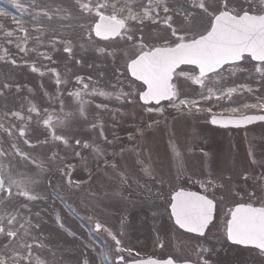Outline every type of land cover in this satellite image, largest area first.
I'll list each match as a JSON object with an SVG mask.
<instances>
[{
	"label": "rangeland",
	"instance_id": "1",
	"mask_svg": "<svg viewBox=\"0 0 264 264\" xmlns=\"http://www.w3.org/2000/svg\"><path fill=\"white\" fill-rule=\"evenodd\" d=\"M10 1L11 2L8 0H0V13L6 15L10 12L15 15L18 14L19 17H17V19H22L24 27L21 28L20 31L15 29L16 26L11 19H15L16 16H11V19L0 18V50L2 52L14 58H19L20 60V57L26 56V53L28 54L30 49L36 50L35 47L37 46V50H42L52 57L50 61L46 62V67H48L49 63L53 60L57 62V65H63V67H67V69H70V67L79 68L78 73L82 74L83 68L79 65L76 66L73 62L75 57L82 56L100 62L101 65H98L100 72L104 73L106 77L109 76V78H111L110 81L107 80L108 85L113 84L115 79L122 77L121 70H118L120 67L116 66L124 67L126 56L105 55L111 47H121V43L96 41L88 31V28L91 27L93 17H95V12L90 16L88 13L84 12L81 7L76 6V4L80 5L76 3L74 6L63 9L64 12L61 15V19H58L60 14H58L57 18H48L47 9L45 10L43 8L44 2L48 0H32L31 2L34 6L28 3L20 4L23 8L20 7L18 10L17 6L12 4V2L17 3V1L23 2L25 0ZM49 1L52 2V0ZM53 1L54 3H58L55 0ZM180 1L185 4V0ZM86 2L88 1L86 0ZM97 2L98 0L95 3ZM235 3L244 8L246 2L243 4L242 0H235ZM37 8L40 9L39 16L35 15L36 12L34 9ZM196 13L197 15L190 19H193L192 31H198L200 28L197 26H202L201 16L199 15L200 10L196 9ZM40 14H42V16H40ZM48 19H55V26L49 23ZM65 22H76L82 30H75L71 35V39L67 37L60 39L59 37L62 36L63 31L57 30L56 27ZM31 27H36L37 31L40 33L45 31V36H50L59 41L54 44L45 42V37H42L43 33H28L27 29ZM9 30L15 33H12L11 36H4L6 31L8 32ZM75 37L77 38L75 39ZM144 37L146 40H151L153 36L145 35ZM17 39H19L20 42L17 43ZM32 39L39 40L35 43H31L32 41L29 40ZM66 40L73 42L75 45L73 47L71 46V52L65 55L63 51L66 46L61 42ZM12 42L17 44L14 50L11 44ZM101 48L104 49V51L101 52L104 55L100 54L99 49ZM16 49H24V51L16 53ZM104 61L107 63L106 65H103ZM30 65L31 71H33L32 69L36 66L41 69L44 68L40 63H35L34 61ZM9 69L10 67H6L3 70L4 77L0 79V82H6L10 86L18 84L16 83L19 81L18 76L15 75L13 70L9 72ZM235 71H238V66L234 68V72ZM234 72L230 75L227 85L216 86L210 84L208 88L210 87L213 93H218L226 87H232L238 84H243L245 86L250 85V82L240 78ZM49 81L53 82L49 87H53L55 85V79L53 80L45 76L41 79V83L44 87L48 85ZM182 82L183 81L180 79L179 95H188L189 100H196V98H199L200 104H216L215 108L240 107L247 101L252 102L256 100L253 96L248 95L247 92L231 96L227 100L219 103L214 102L215 99L213 97L208 100H201L200 94L202 91L194 89L189 84H182ZM73 87H75V85H72V88ZM11 90L10 88L8 91L3 92L0 87V125H3V127L0 128V151L5 153V155L0 156V170L3 171L6 178L10 176L13 180L22 183L35 181V183L30 185V194L37 198L35 200H29L23 196L16 195L17 189L14 186L11 196H9L7 191L0 192V197L4 198V204L0 206L5 214L3 226L18 230L15 237L9 238L6 235L0 236V245L9 241L12 243V247L7 250L0 247V257L4 255L5 251H7L8 254L18 253L20 257H27L28 254H26V252H29V249L20 247V243L23 242L31 246V260L33 264H35L37 260L42 262V264H85V261H87V264H98L97 253L99 251L97 248L87 240L86 233L79 230L76 222L65 216L63 212L59 210L61 209L60 205L53 201L48 195L45 185V178L47 176L46 170L52 169L59 163L61 164L64 162L67 155H75L76 146L71 143L80 140L83 136H87V131L84 132L83 126L72 118L73 111L68 109L71 115L64 114L56 123L45 126L43 123L45 118H42L43 120L39 122L42 113H37L36 116L29 113L27 110L29 107L28 102H24L22 95H20V99L15 97L13 103H9L10 100L7 98L6 94H9ZM51 91L52 89H49V92ZM97 91L102 90L97 88ZM102 92L107 93V86L104 87ZM80 94L83 95L84 92L81 91ZM203 94L206 96L205 93ZM110 95H114V91L111 90ZM44 96L45 95L38 93L35 97L37 108L41 109L46 106L47 100ZM107 96L108 95L101 96L98 100L102 101L103 97L106 98ZM257 97L264 100V92H261ZM135 98L136 96H133L134 102L132 110L127 116H118L114 118V123H118L116 129L125 131L128 125H132V128H135L155 118L167 117L166 119H168L176 115L173 112L169 114L148 112L147 109L149 108L141 106L135 101ZM112 103L114 102L112 101ZM13 112L18 113L19 115L16 117H21V119L19 118V120H16L11 117ZM82 117L89 124H93L94 116H90L87 111H85ZM60 121H64V123L61 124ZM208 126L206 119L192 118L186 122H176V125H171L168 130L156 132V134L152 136L149 133L146 135L147 142L142 145V152L138 153L136 156L130 157L122 162V164L126 166L127 170L129 167L134 169L135 165L139 166L137 165L138 162L145 163V161H148L149 154L156 149L160 156L163 157L159 160H163L162 162L165 167H168L167 172L165 171L164 173L165 180L169 184L168 188L177 185L178 180L183 178H187L184 181L187 184H191V180L202 181V184L208 179V172H210V175H213V180L215 182L219 181L217 190L218 193H223L224 197L229 196L224 191L225 181L228 178L229 187L226 188V192L230 193V195L243 192L251 194L257 193L261 198H264V179H262V177H264V141H262L264 140V127L256 128L257 126H255L242 132L239 130L218 131L212 128L210 129ZM79 128L82 131L78 130ZM21 129L24 131V136L19 135ZM9 131L11 135H9ZM53 133L62 136L67 141V146L61 147L59 143L53 142ZM260 133L261 135H259ZM49 137L52 140L51 145L46 144ZM25 140H27L28 143H25ZM38 140L43 141L44 144L36 146L34 142ZM13 144L15 147H12ZM195 145H201L205 148L208 151V155H205V158L195 156L192 152L193 146ZM182 150L184 151L180 154L179 151ZM18 152L23 155L17 154ZM52 153L56 155L53 160L49 158ZM92 155L94 154H91V156ZM25 156L27 158H25ZM175 158L178 161H182L185 165L181 171L175 168ZM238 158L241 161L237 160ZM218 164H222L224 167L230 166L229 174L226 176L223 175L222 172L226 171L221 169L220 165L218 167ZM117 167H119V164ZM215 169L216 173H218L217 175L213 172ZM133 173L138 176V178L143 177L142 173ZM130 176L131 174L129 177ZM64 187L65 184L62 183L61 188ZM63 190L68 192L70 197L81 201L78 193L71 192L68 189ZM168 192L169 190H167L165 197L166 208L168 206ZM69 199L72 202L75 201L71 198ZM93 200L96 203V199L92 197L91 194H87L84 197L82 208L90 214L89 217L91 221H96L99 219V216L96 214V206ZM9 215H16V220L12 225L7 224ZM166 220L167 219L162 220L163 225L157 232L164 241L166 251L169 252L171 250L174 242L170 240V238L176 235L180 236L178 239L181 244H183L182 247L187 249L189 247V239L176 233L169 224V220ZM103 222L105 229H108V226L114 230L117 229V234H111L112 236L117 235V238L120 239L121 236H124L119 233L122 229L117 227V224L110 215H106ZM21 225L24 227H21ZM61 227H64V229ZM25 229H27V234H25ZM126 233L135 240L133 242L137 248H142V234L147 233L146 230L136 228L126 229ZM94 236H96L95 233ZM217 250L219 253L223 251L220 247H217ZM33 255L36 256L35 260L33 258L35 256ZM210 256L215 258L216 255L213 253V255ZM9 264H12L11 260ZM19 264H27V260L20 259Z\"/></svg>",
	"mask_w": 264,
	"mask_h": 264
},
{
	"label": "snow or ice",
	"instance_id": "2",
	"mask_svg": "<svg viewBox=\"0 0 264 264\" xmlns=\"http://www.w3.org/2000/svg\"><path fill=\"white\" fill-rule=\"evenodd\" d=\"M81 9L90 16L95 12L92 25L88 28L89 32H94L95 36L104 41L114 40L119 38L131 45L129 50L125 51V67L134 81H139V99L145 104L155 102L159 104L162 100H168L172 106H175L176 100L180 92V78L190 80L192 84L206 87L205 81H213L215 77L220 76V73L225 70L226 65H234L236 62L250 56L252 60L264 63V0H246L252 8L244 9L235 3V0H191L192 8L200 10L202 26L198 31H192L193 22L189 19L190 16H195L197 13L190 12L185 9L174 10L170 9L165 0H149V4L145 6L140 3L138 7L143 10V14L134 9L135 0H104L95 4L81 2ZM19 7V5H17ZM162 7L164 13L177 11L182 19L174 21L172 16L165 15L163 23L170 30L168 35H154L151 40L144 39L141 34L139 43L136 42L135 28L129 24V21H135L141 27L147 21L157 23L159 19V11ZM111 8L109 14H104L101 9L107 11ZM155 13V15H153ZM98 18V19H96ZM9 36L12 31L7 33ZM24 51V49H21ZM65 52H71L69 47H65ZM103 52L104 49H99ZM111 54V53H110ZM77 63H80L77 61ZM181 65L193 66L191 69L193 75H188L187 72L180 69ZM36 71L35 68L32 69ZM260 71V69H257ZM174 77H176L174 81ZM82 78L77 77V83H81ZM5 88L9 85L5 84ZM87 89L88 85L84 84ZM209 96H205L203 92L200 94L201 100L210 99L213 94L211 89H208ZM232 89H229L231 92ZM75 95L79 100L80 93H69ZM93 94H97L94 90ZM101 96L110 95V93L99 92ZM133 92L125 94L123 92L117 94V99L122 95L135 96ZM179 104L191 111L192 107L200 110L201 104L199 100L179 99ZM255 106V105H247ZM99 107V105H98ZM261 109H264V102L259 104ZM211 111V108L207 109ZM237 109H232L236 111ZM30 112H35V107L29 109ZM81 114L83 115V104L81 105ZM148 112L159 111V109H147ZM13 116H18V113L13 112ZM71 115V114H68ZM256 119L264 120V116H246L241 119H229L227 121L212 119L213 124H234L240 125L244 122H252ZM51 121V116L46 118L43 123L48 126ZM61 124L64 121H60ZM3 125H0L2 128ZM151 127V125H149ZM9 135L11 132L9 131ZM20 135L24 136L23 129L20 130ZM54 140H62L67 143L62 136L53 133ZM132 139L131 137L129 138ZM25 143H28L25 140ZM80 143L79 140L76 141ZM111 143V142H110ZM12 147H15L13 144ZM84 147H88L85 143ZM124 149L121 148V152ZM23 155L22 153H17ZM5 155L0 151V156ZM55 155V154H54ZM79 156L80 154L77 153ZM25 158H27L25 156ZM115 168V164L110 165ZM147 173L148 170L145 169ZM63 174V173H62ZM264 179V177H262ZM7 180V186H6ZM82 182V181H81ZM35 181L22 183L13 180L10 176L5 177L0 170V192L7 191L9 196L12 195L13 186L17 189L16 195L23 196L29 200H35L37 197L30 194V185ZM212 186L211 181L205 187ZM223 196V193H221ZM171 215L174 218L175 224L189 233H195L204 236L206 230L213 222L214 200L206 195H198L194 192L179 191L172 196ZM4 204V198L0 197V206ZM231 219L227 224V239L240 246H252L259 250L264 256V207H252L247 204H238L230 213ZM5 214L0 207V236L15 237L18 230H13L11 227H4L3 221ZM16 220V215H9L7 224L12 225ZM21 227H24L21 225ZM100 225L97 224V230ZM27 234V229H25ZM119 243V241H117ZM7 250L12 247L11 241L0 245ZM21 248H28L29 255L27 257H19L18 253L8 254L5 251L0 257V264H19L20 259H26L27 264H33L31 260V246L23 242L20 243ZM207 251V249H205ZM35 264H42L39 260ZM87 264V261H85ZM139 264H155L154 261H140ZM207 264V262H205Z\"/></svg>",
	"mask_w": 264,
	"mask_h": 264
}]
</instances>
